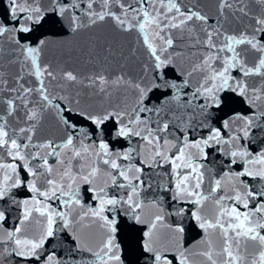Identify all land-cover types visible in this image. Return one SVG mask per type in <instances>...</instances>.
Here are the masks:
<instances>
[{
  "label": "water",
  "instance_id": "95a60500",
  "mask_svg": "<svg viewBox=\"0 0 264 264\" xmlns=\"http://www.w3.org/2000/svg\"><path fill=\"white\" fill-rule=\"evenodd\" d=\"M65 2L72 3L73 0H55V3L53 0H20L23 6L34 7L38 4L41 7V22L39 24L29 22L31 28L29 33L10 31L4 37H0V125H3L9 134L7 138L9 144L12 139H15L24 157L23 160L14 159L8 155L7 147L0 148V164L16 166L15 173L0 168V181L3 180L6 171L13 178L11 182H14L17 177L21 180L18 187L10 188L8 194L0 199V212H3L5 216V219L0 221V240L5 239L7 232L14 231L17 227L22 229L17 234L21 239L39 240L44 234L47 226L46 215L40 216L39 213L32 211L29 219L21 224L26 207L23 202L29 201L27 207L34 208L36 206L34 196L36 200L41 201L40 207L47 206L57 212L66 213L69 225L65 227L62 219L54 217L55 223L52 225L54 235L48 237L43 246L37 249L36 256L29 259L17 257L11 253V248L14 247L13 242L7 244L0 242V264H47L49 255L55 256L54 264H102L92 253L100 251L103 242L110 234L114 237L116 246L113 254L120 257L119 261H111L110 264H168V262L180 264L181 251L189 256L191 264H209L204 257L194 255L207 250L208 241L211 242L213 258L219 264L221 257L216 253L223 247L220 230L209 229L206 234L192 215V212L196 211V205L172 198L178 177L173 173L171 165L163 160H158L152 167H149L147 163L141 164L140 161L147 160L152 153L142 147L143 142L138 137H117L118 125L115 117L97 127L90 120L79 115L80 112L103 116L106 112L113 110L131 111L135 104L137 93L127 83L118 86L109 83L101 92L98 82L96 85H89L90 77L103 75L106 80L112 81L119 76L124 81L139 83L142 87H150L153 83H163L160 71L154 69V57L144 43V33L138 28L121 30L111 16L88 25V17L84 15L88 10V0H75L78 7L61 17L58 12L53 11V8ZM175 2L185 14L191 10L207 19H193L187 21L183 28L168 27L163 31H160L156 25H152L146 29V32L149 42L156 49V54L160 55L161 59H171V63L163 69L164 78L181 84L193 66L199 64L209 54L214 53L219 57L210 62L214 69L219 70L222 67V61L232 55L226 47L223 52L218 51L227 43L226 37L239 38L244 35L251 38L254 34L253 29L257 27L253 17L264 14V9L254 0H228L232 7L223 9L220 8V0H175ZM162 3L166 5L168 0H155L154 4L151 0H141L140 3L137 0H119V3L110 2L108 10L124 19V12L127 9V19L132 24L143 21V11L156 16L158 10L161 25L167 24L172 17L176 18L173 21L175 23L183 19L174 9L169 11L162 7ZM121 5L125 7L122 8ZM129 6L138 11L133 13ZM240 7H246L249 15L245 16L239 12ZM10 9L11 0H0V25L11 27L13 22ZM92 10L97 12L102 10L100 0H94ZM73 15L80 18L79 23L88 26L80 27L72 32L70 17ZM19 23L24 21L21 20ZM157 31L160 32L163 40L155 36ZM208 33H213L212 42L216 45L215 48H210L204 43ZM255 35L260 43L264 44V37L259 33ZM168 38L173 40L171 47L165 43ZM15 39L27 42L30 46L37 45L40 40L45 41L37 57V64L40 67L48 65L49 71L56 76L55 80L49 77L43 79V86L47 89L51 105L45 106L46 102H43L39 92L35 91L40 88V81L31 74L33 71L31 59H26L22 50L16 48L13 43ZM165 48L166 51H164ZM236 50L243 52L249 67L254 65L260 55L251 50L247 44L236 46ZM66 72L73 73L77 81H65L63 74ZM203 75L205 74L197 72L188 77V85L181 88V103L191 98L194 89L201 83ZM229 75L233 77L230 83L245 79L238 68L230 69ZM20 77L22 79L17 82ZM261 80L260 76L246 78L249 88L260 86ZM21 85L34 91L24 94ZM166 95L169 93L162 89H154L149 94L150 106H158ZM217 99L218 103L212 105L206 113H199L197 110L196 120L193 122L192 129L188 131L189 140L206 138L212 128H220L223 137L227 139L241 126V122L234 119L236 114L249 115L252 111L245 102V98L230 89L218 92ZM8 100L14 102L10 115ZM201 102L199 99L193 101V107ZM57 105L59 109L53 107ZM31 110L37 112L36 119L27 118ZM262 110L264 105L256 109L257 112ZM64 119L68 120V125L64 123ZM226 120L229 121L230 130L223 128ZM255 124L258 126L252 128L248 138L242 137L239 142L233 141L231 145H216L213 142L212 147H205L204 157L196 156L194 163L202 166L200 170L204 174L199 191L203 196H210L200 207L202 219L214 223L222 209L231 210L233 207L241 212L248 211L243 207V198H248L249 209L252 210L264 201V197L258 195L264 192V181L250 176L237 179L236 174L243 171L245 165L239 157L233 158L226 154L231 150H243L255 155L264 150V119H257ZM169 131L171 133L169 138L173 141L177 138L183 140V131L180 130V126L170 128ZM68 135H73V143L77 149L88 146L89 154L82 152L81 157L73 159L71 151L61 146ZM29 136L31 140L28 139ZM101 142L108 145L112 159L117 158V153L136 149V153H139L138 157L136 153H133V159L120 158L117 159V163L122 169L129 165L143 168L140 175L144 185L136 198L141 203V207L135 213L139 220L131 214L127 205H106L101 214L109 221L115 220L113 225L116 229L115 233H110L107 226L101 227L104 221L92 217L90 213L81 220L83 214L89 212V209L95 210L100 207V196L104 199H127L130 191V188L119 187V184L127 182L119 176L118 170L104 165L103 157L98 158L95 155ZM45 144H50V147H41ZM189 151L195 154L197 150ZM175 154V149L169 153L173 156ZM45 159H47L46 167ZM233 159L236 160L235 163H232ZM92 167H97L100 171L95 177L89 178L91 180L89 183L84 177L88 175ZM48 168L51 172L47 171ZM29 169L37 175H30ZM178 171L180 176H183L190 170L179 169ZM65 172L68 175H65ZM108 173L117 176L115 184ZM49 179L56 181L65 192L69 191V183L72 184L71 191L75 194V199L70 207H65L62 203L69 197L60 196L59 191L56 197L48 200L39 195L40 192L50 190L51 186L47 183ZM216 180L221 181L220 188L215 193H210V189L215 187ZM32 181L37 188L35 193L29 188V182ZM194 182V180L191 181V183ZM102 188L103 193L100 192ZM249 191L255 198L246 196ZM237 194L242 197L240 203L235 200ZM221 197L223 199L217 204L216 201ZM181 208L184 209L183 213L177 215ZM157 216H161L162 220L156 222ZM222 220L225 227L229 223H234L227 215L223 216ZM178 227L183 231L176 232L175 229ZM150 230L149 238L145 233ZM260 231L264 234V230ZM229 235L234 233L230 232ZM146 243H151L153 252L145 251ZM261 250V246L255 241L248 240L246 246L242 244L244 264H252L254 260L259 264ZM233 251L235 252V248ZM156 253L161 254L162 258L159 262L155 260Z\"/></svg>",
  "mask_w": 264,
  "mask_h": 264
},
{
  "label": "snow or ice",
  "instance_id": "6c2138e0",
  "mask_svg": "<svg viewBox=\"0 0 264 264\" xmlns=\"http://www.w3.org/2000/svg\"><path fill=\"white\" fill-rule=\"evenodd\" d=\"M55 3V0H53ZM110 2L119 3V0H100L102 4L101 11H93V3L94 0H88L87 3V11L84 13L88 17V25L95 24L98 21L105 20L106 17L111 16L113 20L116 22V26L123 31L131 30L132 28H138L142 33H144V43L147 45L150 50L152 56L154 57V69L160 71L161 78L163 79V83H153L150 87H142L141 84L136 83L133 84L131 81H124L122 77H116L115 80L108 81L103 75H99L95 78H89V85H96L97 82L100 86V91L103 92L105 90V85L112 83L113 85H120L123 83H127L130 87H132L137 93L135 104L132 107L131 111L127 109L121 111H109L103 114V116L99 115H89L84 112H80L79 115L84 116L86 119L90 120L97 127L102 125L105 121L109 120L112 117H115L118 128L116 131L117 137L129 138L132 136L138 137L143 143L142 147L147 148L149 152L152 153L147 160L140 161L141 164L147 163L149 167H152L154 163L158 162V160H163L165 163H168L172 167V171L178 177L175 183V194L172 197L174 200L186 201L187 203H191L196 205V211L192 212V215L199 222V227L205 231L207 234L209 229L216 230L219 229L220 236L223 240V247L220 252L216 253L217 256L221 257L219 264H244L245 256L241 252V246L244 244L246 246V242L248 240L258 242L261 246V251L259 254V264H264V234L260 230H264V201H262L258 206L255 207L254 210L249 209V200L248 198H243L237 194L235 200L240 203L242 200L243 207L248 209L246 212H241L238 208L233 207L231 210L222 209L216 216L215 222L213 223L210 220L202 219L200 215V207L203 202L210 198V196H203L199 191L203 184L204 174L200 170L201 165L194 163L196 156L204 157L205 156V147H212L213 142L216 145H231L233 141L239 142L240 139L248 138L250 132L254 126H258L255 124L257 119H264V110L257 112L256 109L261 105H264V44H261L257 39L255 33H259L262 37H264V14H261L257 17H253L255 27L253 29V36L251 38L242 35L237 38L235 36L226 37L227 43L224 47H221L218 51L223 52L226 47L232 55L222 61V67L217 70L214 69L211 65V61L215 59H219L216 54H209L205 56L199 64L193 66L192 70L188 72L183 80L182 84L177 83L176 81H170L164 78L163 69H165L170 63V58L161 59L160 55L156 54V49L153 47L152 43L149 42L147 38L146 29L151 27L152 25H156L160 31H163L164 28H183V26L187 23V21H191L193 19L196 20H206L207 17L200 15L197 12L189 10L187 14L181 11L180 7L177 5L175 0H168V3L161 4L162 7L167 8L169 11L175 10V12L183 17L179 21V23L173 22L176 18L172 17L167 24L161 25V19L159 11L157 10L156 16H151L147 11H143V21L137 22L136 24H132L128 21V10L126 9L124 12V19L120 16L115 15L111 11L108 10ZM138 3L141 0H137ZM154 4L155 0H151ZM257 5H260L262 9H264V0H254ZM78 7L73 0L72 3H63L58 4L53 8L54 12H58V14L63 17L66 12L74 10ZM124 8V5H121ZM232 4L228 2V0H220V8H231ZM129 9L135 13L138 10L135 8ZM243 15L248 16L249 12L246 10V7H240L238 9ZM21 13L25 15H20ZM42 9L37 4L36 6H23L20 3V0H11V9L10 16L12 20L11 27L0 25V37H4L8 32H16V33H29L31 28L29 26V22L34 24H39L42 20ZM167 18V17H165ZM79 17L73 15L70 17V25L71 31L75 32L80 27H86L88 25H83L79 23ZM135 19V16H133ZM23 20L24 23H19V21ZM155 36L161 40L164 38L160 36V32H155ZM213 33H208L207 39L204 43L210 47L215 48L216 45L212 42ZM11 39V38H10ZM16 48L22 50L26 59H31L32 62V75H35L36 79L40 81V88L35 89L38 91L43 102H46L45 106L51 105V100H49V96L47 94V89L43 86L44 77H49L51 80H55L56 76L53 72L49 71L48 65H44L40 67L37 64V57L39 56L40 49L44 45L45 41L40 40L39 43L35 46H30L27 42H22L19 39H15L13 41ZM168 47H171L173 44V40L168 38L165 41ZM247 44L249 48L255 52L260 53L257 61L254 63L252 67L247 66L243 52H238L236 50V46ZM167 49L165 48L164 51ZM239 69L242 77L245 79L235 80L234 83H230L233 80V77L229 75L230 69ZM202 73L203 75L201 83L194 89L191 98L187 100L185 103H181V88L186 87L188 85V77H191L194 73ZM250 76H260L262 78L260 86L249 88L246 78ZM22 79V77L18 78ZM63 79L69 82H76L77 77L71 73L66 72L63 74ZM23 89L24 94H30L33 89L24 88L23 85L20 86ZM162 89L164 92L169 93L164 97V100L160 102L158 106H150V98L149 94L154 90ZM230 89L233 92H236L239 96L245 98V102L248 104L249 108L252 109L249 115L236 114L234 117L235 120L241 122V126L237 128L236 132H233L231 136L225 139L222 135V130L220 128H212L210 129L209 135L206 138H202L199 140H189L188 131L192 129L193 122L196 120L197 114L206 113L207 110L212 106L218 103L217 93L224 90ZM12 91H17L16 89H12ZM63 99V97H62ZM201 100L202 102L196 104L193 107V101ZM13 100H8L7 104L9 106V115L11 114V108L13 106ZM25 106H27V101L24 102ZM59 109V106H53ZM62 111V109H60ZM71 111V109H68ZM198 110V112H197ZM153 114H155V119H153ZM37 112L35 110H31L27 118L29 120L36 119ZM187 117V118H185ZM64 123L68 125V120L64 119ZM153 125H155L153 127ZM71 127H75V125H70ZM180 126V130L183 131V140L177 138L175 141L170 139L171 133L169 131L170 128H177ZM223 128L230 130L229 121H225L223 124ZM24 131V129H21ZM242 134V136H241ZM8 132L5 131V127L0 125V148H8V155L12 156L14 159L19 158L21 160L24 157L21 155L19 148L20 145L16 142L15 139H12L9 144ZM31 140V136L28 137ZM74 137L73 135H68L67 139L61 145L63 148L71 151L73 159L77 157H81L82 152L84 154H89V147L82 146L81 149H77L73 143ZM27 147V145H24ZM41 147H50V144L41 145ZM176 150V154L169 155L172 150ZM190 149H196V153L193 154ZM133 153H136V149H129L124 153H117L116 159H112V153L109 151V147L106 143L101 142L98 145V148L95 151V155L98 158L103 157V164L107 165L109 168L113 170H118V174L123 178L127 183L119 184L120 188H130V191L127 194V199H104L103 196H100V207L98 209L92 210L89 209V212H86L81 217V220L84 217H87L89 213L94 218H99L104 221L101 227L107 226L108 231L110 233H115L116 229L113 227L115 224V220L109 221L107 217L102 216L101 214L104 212V208L106 205L118 206V205H127L131 210V214L135 216L136 210L141 207V203L136 199L139 196V192L144 185V180L141 179V173L143 172L142 167H136L134 165H129V167L122 169L121 165L117 163V159L131 160L133 159ZM51 154V153H50ZM227 155H230L233 158L239 157L240 160L243 161L245 167L243 171L236 174L237 179L242 176H250L253 178H259L261 181H264V150L256 153L255 155L243 151V150H231L226 152ZM137 157L139 153H136ZM236 160L233 159L232 163H235ZM45 167L47 166V159L44 161ZM27 167V165H25ZM253 166V167H249ZM0 168H4L10 170L12 173L16 172V166L13 164H0ZM179 169H189L185 175L180 176ZM47 171L51 172V169L48 168ZM100 171L97 167H92L88 172V175L84 177V179L91 183L90 177H95ZM30 175H37L29 169ZM111 175L112 182L115 184L117 181V176ZM65 175H68L65 172ZM12 176L8 174V171L5 172L3 180L0 181V199L8 194L10 188L18 187L21 184V180L19 177L12 181ZM195 181L191 183V181ZM133 181H137V183H133ZM11 182V183H10ZM48 185H50V190L46 192H40L39 195L43 196L45 200L57 196V191H59L60 196H67L69 199L63 200L62 203L65 207H70L73 200L75 199V194L71 191L72 184L69 183L68 188L69 191L65 192L62 186L57 185L54 180H47ZM221 185L220 180L215 181V187L210 189V193H215ZM30 190L35 193L37 192V188L35 186V182H29ZM100 192H104V189H100ZM261 197H264V192L258 194ZM247 197L255 198L253 193L249 191L246 194ZM223 199L221 197L216 201L217 204L220 203V200ZM35 201V207L29 208L27 205L29 201H24L25 204V212L23 216V220L21 224L29 219L32 211L39 213L40 216H47V226L45 228L44 234H42L39 240H29V239H21L18 237V233L22 231L20 227L15 228L14 231H9L6 234V238L0 240V242L7 244L9 242L14 243V247L11 248V253L17 257H21L24 259H29L33 256H36L37 249L43 246L44 241L54 235V230L52 225L55 223L54 217H59L64 221L65 227L69 225V220L67 218V214L63 212H57L55 209H49L47 206L40 207L41 201L36 200L35 196L33 197ZM76 203L79 204V201L76 200ZM184 211L181 208L177 215L182 214ZM227 215L231 218L234 223H229L227 227L222 220V217ZM137 220H139L138 216H135ZM5 219L4 213L0 212V221ZM162 220L161 216H157L155 218L156 222ZM152 227H155V222ZM176 232H182V228H176ZM232 232L234 235H229ZM149 238L151 237V230L145 233ZM209 247L207 250L194 253V255L202 256L205 258L209 264H218V261L213 258V251L211 247V242L208 241ZM114 237L110 234L107 239L103 242L100 251L93 252L92 255L100 260L102 264H110L111 261H119V255L113 254L114 249ZM145 251L153 252L154 249L151 243L145 244ZM235 248V252L233 249ZM7 252L8 249L6 248ZM89 251H91L89 249ZM102 254V255H101ZM161 254H155V260L157 262L161 261ZM180 264H191L189 256L185 254L184 251L179 253ZM55 256L49 255L47 258V264H54ZM170 264V262H168ZM252 264H257V261H253Z\"/></svg>",
  "mask_w": 264,
  "mask_h": 264
}]
</instances>
